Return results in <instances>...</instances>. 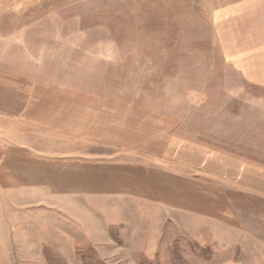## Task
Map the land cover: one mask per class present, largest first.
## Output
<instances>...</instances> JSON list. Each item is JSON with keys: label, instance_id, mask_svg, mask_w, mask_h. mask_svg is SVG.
I'll return each mask as SVG.
<instances>
[{"label": "rangeland", "instance_id": "obj_1", "mask_svg": "<svg viewBox=\"0 0 264 264\" xmlns=\"http://www.w3.org/2000/svg\"><path fill=\"white\" fill-rule=\"evenodd\" d=\"M28 149L49 189L0 190V264H264V0H0V156Z\"/></svg>", "mask_w": 264, "mask_h": 264}, {"label": "crops", "instance_id": "obj_2", "mask_svg": "<svg viewBox=\"0 0 264 264\" xmlns=\"http://www.w3.org/2000/svg\"><path fill=\"white\" fill-rule=\"evenodd\" d=\"M8 137H10L9 133ZM27 133L18 132L15 134V139H20L25 136ZM35 150H17V151H10L5 152L2 156H0V190L4 191L5 197L1 200L8 206L14 207L17 213L22 214L21 212L25 209V207L33 206L35 201H30L28 199H24L23 195L28 191L35 190L34 187H39L40 190H48V186H43L45 183H38L36 182V174L37 171H33L32 164H36V155ZM9 162H13L10 164ZM33 187V189H32ZM38 188V189H39ZM6 190H10L7 192ZM258 192V191H256ZM260 193V192H258ZM32 195V192L29 196ZM36 205L40 204L43 205L46 202L40 201L35 198ZM65 210V209H64ZM19 211V212H18ZM73 218V219H72ZM82 218V217H80ZM78 217H72L67 215L66 218L57 221V225L62 224L63 229H71L73 228H80V224H78ZM83 219V218H82ZM55 221V220H54ZM73 222V223H72ZM54 222L52 223L51 227L48 225H41V227H45L48 229L56 227ZM110 226V225H108ZM107 226V227H108ZM107 227L105 229H107ZM59 227H56V229ZM61 228V227H60ZM69 232V231H68ZM70 233V232H69ZM93 235V232L92 234ZM96 234H94L95 236ZM98 235V234H97ZM106 235V230L104 236Z\"/></svg>", "mask_w": 264, "mask_h": 264}, {"label": "trees", "instance_id": "obj_3", "mask_svg": "<svg viewBox=\"0 0 264 264\" xmlns=\"http://www.w3.org/2000/svg\"><path fill=\"white\" fill-rule=\"evenodd\" d=\"M82 264H102L98 259H96L91 253H81ZM44 255L46 256V260L48 264H58L60 263V259H58L55 255H53L48 250H44ZM61 264V263H60ZM146 264H152V263H146Z\"/></svg>", "mask_w": 264, "mask_h": 264}]
</instances>
